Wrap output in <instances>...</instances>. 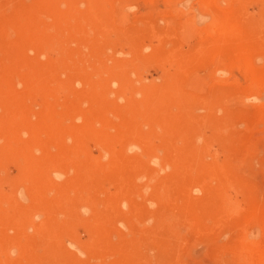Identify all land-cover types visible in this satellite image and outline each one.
Segmentation results:
<instances>
[{
  "label": "rangeland",
  "instance_id": "374dc122",
  "mask_svg": "<svg viewBox=\"0 0 264 264\" xmlns=\"http://www.w3.org/2000/svg\"><path fill=\"white\" fill-rule=\"evenodd\" d=\"M217 2L0 0L14 135L0 133V264H88L97 247L120 264H250L244 238L264 245V83L246 70L264 68V0L233 5L247 67L210 54ZM85 159L103 171L82 182Z\"/></svg>",
  "mask_w": 264,
  "mask_h": 264
},
{
  "label": "bare ground",
  "instance_id": "6f19581e",
  "mask_svg": "<svg viewBox=\"0 0 264 264\" xmlns=\"http://www.w3.org/2000/svg\"><path fill=\"white\" fill-rule=\"evenodd\" d=\"M207 1V0H206ZM213 1V0H211ZM216 2V0H214ZM234 2L235 0H225V6L223 8H221L222 6H219L220 4L217 2L216 3V13H218L217 15V23L216 26L214 27V32L217 34L216 38H215V42H214V48L211 49V53L212 56H217L218 55H222L221 53H224L226 58H224L222 61L225 62L226 66L231 67V65L233 66H238L239 65H244L247 67V64L249 63L250 60V55H251V50L252 47L249 46V42L248 41H241V40H237L236 38H233V25H234V21L237 17L236 12H234ZM210 3V1H209ZM208 3V4H209ZM223 4V3H222ZM210 5V4H209ZM213 7V5H211ZM215 8V7H213ZM212 30V29H211ZM33 32H36L35 30H33ZM213 32V31H212ZM213 32V33H214ZM212 33V36H213ZM37 35L39 34H34L30 36V41L33 42L35 40H37ZM208 35V34H207ZM213 39V38H212ZM214 41V40H212ZM213 43V42H212ZM210 50V49H209ZM214 51V52H213ZM213 52V53H212ZM215 53V54H214ZM215 56V57H216ZM213 58V57H211ZM218 60L221 58H219L217 56ZM247 73L249 74V78L251 79L252 82L255 83H264V68L260 69V68H247ZM7 123V122H6ZM8 124V123H7ZM50 129H53L52 125H49ZM40 126H33L31 127V131L32 132H37L38 128ZM48 126H45V131L47 129ZM0 133L5 136V138H14L13 132H9L6 125L4 124V120L0 118ZM31 138H34L31 134H30ZM0 156L3 157V152L0 151ZM21 156H23V154H21ZM101 161L100 160H83L82 161V171L85 172V174L90 175V176H86L85 178L80 179L82 182L87 179L88 177H93L95 175L92 174H98L100 171H103V168H100L99 165H102L101 163H99ZM123 165V167H130L131 163L129 161L127 162H123L121 163ZM109 167L114 168L119 166L118 162H115L114 159L112 158L108 164ZM119 169V167L117 168ZM131 172H133L135 170V166L131 165ZM100 170V171H99ZM122 172V171H120ZM92 173V174H91ZM124 174V173H123ZM101 201L103 202V204L109 205L110 202L109 201H105L104 198H101ZM244 243L243 245L245 247H247L245 249L246 253L249 254V257L251 258V262L250 264H258L257 261L259 260L261 263V260L264 259V245H255V244H248L249 241L247 239L244 238ZM90 258L95 257V262H88V264H120L119 261V257L114 255L113 253L106 251V253H101L100 248H96L94 249V251H92ZM113 254V255H112ZM111 255V256H110ZM259 263V264H260Z\"/></svg>",
  "mask_w": 264,
  "mask_h": 264
}]
</instances>
